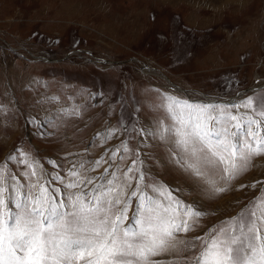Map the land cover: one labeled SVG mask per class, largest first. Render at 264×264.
<instances>
[{"label": "rangeland", "instance_id": "rangeland-1", "mask_svg": "<svg viewBox=\"0 0 264 264\" xmlns=\"http://www.w3.org/2000/svg\"><path fill=\"white\" fill-rule=\"evenodd\" d=\"M168 96L218 105L253 97L259 105L264 0H0V170L11 214L17 192L23 201L38 180L66 203L70 193L120 183L132 168L129 176L144 179L127 190L122 226L136 229L145 198L192 205L204 215L151 259L197 264L210 236L262 207L264 155L230 181L221 166L202 168L215 186L194 176L179 149L146 131L169 122ZM239 111L261 119L257 107Z\"/></svg>", "mask_w": 264, "mask_h": 264}, {"label": "snow or ice", "instance_id": "snow-or-ice-1", "mask_svg": "<svg viewBox=\"0 0 264 264\" xmlns=\"http://www.w3.org/2000/svg\"><path fill=\"white\" fill-rule=\"evenodd\" d=\"M166 99L169 122H158L155 131H146L179 149L182 166L206 183L215 186L202 168L214 170L221 166V179L230 181L246 172L253 158L264 155V100L256 105L253 97H247L240 104L218 105L172 96ZM254 107L258 108L259 120L239 111ZM229 108L237 111L233 113ZM132 171L129 168L120 183L108 180L106 185L94 187L90 196L83 191L70 193L66 203L56 202L38 180L32 186L35 191L23 201L17 192L19 211L12 215L5 200L6 178L0 170V264H79L82 260L85 264H157L151 258L169 251L170 238L187 232L190 218L204 213L178 199L165 206L145 198L138 207L136 229L122 226L127 218V190L133 188V179L137 183L144 179L143 172L129 176ZM85 182L91 183L80 180ZM66 187L79 190V183ZM147 187L161 192L155 184ZM214 190L224 192L227 188ZM138 191L131 195L136 196ZM261 205L244 210L232 218V225L210 236L203 243L197 264H264V200ZM65 208L71 210H62ZM5 211L10 213L11 223L3 218Z\"/></svg>", "mask_w": 264, "mask_h": 264}]
</instances>
